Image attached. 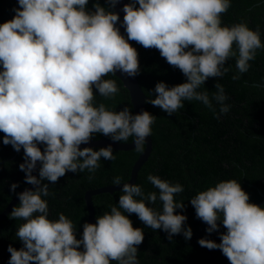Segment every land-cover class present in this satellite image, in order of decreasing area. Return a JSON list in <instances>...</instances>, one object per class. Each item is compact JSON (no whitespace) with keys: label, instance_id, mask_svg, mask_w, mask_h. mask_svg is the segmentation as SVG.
<instances>
[{"label":"clouds","instance_id":"clouds-1","mask_svg":"<svg viewBox=\"0 0 264 264\" xmlns=\"http://www.w3.org/2000/svg\"><path fill=\"white\" fill-rule=\"evenodd\" d=\"M17 0L14 16L0 23V133L2 144L19 153L23 149L25 183L34 190L18 193L20 201L10 218L22 220L16 237L17 250L9 244L8 264H138V246L144 231L134 228L129 215L153 230H163L167 239L183 234L191 240V227H185V203L175 196L184 187L149 174L147 180L158 189L145 195L141 186L121 183L118 207L84 222L82 233L65 214L49 218V184H56L66 173L88 170L94 173L100 160L115 159L111 145L94 150L84 147L99 133L113 142L134 137V147L144 150L146 138L156 117L148 111L133 114L128 107L120 111L94 104L98 93L114 98L119 92L109 74L135 78L140 74L139 53L131 42L144 49H155L168 65L179 69L186 82L169 86L156 83L155 98L147 103L174 115L184 107L182 101H200L216 119L230 111L224 87L216 83L208 91H197L210 78L223 77L226 62L235 57L237 74L248 72L249 61L264 49L259 26L247 23L222 26V15L230 0ZM121 28L126 35L121 34ZM235 45V50L233 46ZM219 105V114L212 101ZM38 177L32 173L37 171ZM92 177L89 176V179ZM47 181L48 183H44ZM18 184L11 185L15 193ZM139 197L140 199H137ZM157 200L161 210L149 206ZM196 218L220 233V243L202 238L198 244L220 250L230 264H264V208L251 203L249 194L235 179L221 181L200 191L190 200ZM128 215H126V214ZM79 235V238H77Z\"/></svg>","mask_w":264,"mask_h":264},{"label":"trees","instance_id":"trees-1","mask_svg":"<svg viewBox=\"0 0 264 264\" xmlns=\"http://www.w3.org/2000/svg\"><path fill=\"white\" fill-rule=\"evenodd\" d=\"M93 2L94 0H89V10H94ZM230 2L231 7L221 17L222 26L241 22L247 23L251 30L259 26L260 39L264 43V0ZM100 3L106 6L104 0H100ZM16 7L17 0H0V23L10 20ZM130 43L139 53L140 74L136 77L148 98L147 102L155 98L153 89L156 83L164 82L171 87L186 82L180 70L168 65L157 50L144 49L135 42ZM233 48L235 50V45ZM235 61L236 58L233 57L226 62L225 67H229L230 71L223 77L210 78L197 90L208 91L211 98L216 91V83L224 87L225 95L229 97L225 103L230 105V111L220 115L219 119L196 100L182 101L184 107L172 116L146 102L147 111L156 117L151 125L150 135L153 149L135 184L141 186L145 195L149 192L158 193V189L147 180L149 174L158 175L172 184H181L184 191L177 194L175 200L183 201L185 209H177L175 214L187 216L185 227H191L193 236L186 241L183 234L174 235L169 241L168 234L163 230L146 227L135 214L129 215L133 227L144 231V240L138 246V264H230L220 250H209L198 244V240L202 238L220 243L219 235L226 230L221 226L220 233L209 235L206 232L208 226L196 218L190 200L200 191L232 179L239 182L249 194L251 203L259 204L264 199V49L257 50L256 58L249 61L251 67L248 72L240 74L238 80L232 79L237 74ZM105 79L115 80L119 92L114 98H104L97 93L94 104L98 106L103 103L107 109L117 112L128 107L135 115L129 92L123 83L111 74ZM212 103L216 114H219V105L215 100ZM2 137L3 133H0V214L29 185L25 183V173L19 170V165L24 163L23 149L17 153L10 145L4 146ZM97 140L112 141L110 137L95 133L91 141ZM133 141L134 137H129L127 141L120 142ZM143 151L113 150L115 159L107 161L101 158L100 167L94 173L87 169L77 173L68 172L56 184H49V195L42 197L47 201L49 218L56 220L58 214L63 213L74 223L78 232L82 233V224L88 220L85 193L112 186L113 178L117 176L122 177L121 183L128 181L133 166ZM89 176L92 178L89 179ZM13 183L19 185L15 193L11 191ZM122 194L117 191L94 196L95 218L105 212L110 213L112 206L118 207L119 196ZM149 206L156 210L162 208L159 200ZM261 207L264 208V205ZM11 211L0 222V264H8L9 244L17 250L22 247L16 231L24 221L12 220Z\"/></svg>","mask_w":264,"mask_h":264},{"label":"water","instance_id":"water-1","mask_svg":"<svg viewBox=\"0 0 264 264\" xmlns=\"http://www.w3.org/2000/svg\"><path fill=\"white\" fill-rule=\"evenodd\" d=\"M127 2H128V0H123V3L118 4L117 8H116V11L119 12L121 22L123 20L124 14H123V12L120 11V9L123 7V4L127 3ZM121 34L125 35L123 28H121ZM114 76L117 77L123 83L124 87L128 90L130 98H131V104H132L133 109H134V113L139 114L142 111H147L146 102H147L148 98L146 97L144 91L142 90L137 77H135V78L123 77V76H121V74L119 72L116 73V75H114ZM146 140H147V142L145 143V149H144L143 153L140 155L139 159L136 161V163L133 166V169L131 172V178L124 183L135 184L141 168L144 166V164L150 158V155H151L152 149H153V141H152L151 136L146 138ZM109 145H111L113 150H116V151L127 152V151H131V150L135 149L134 141L130 142V143H121V142H113V141H108V140H97V141H91L87 145H81V150L84 147L102 148V147H107ZM38 168H39V164L37 166V171H34L32 173L34 176H37V177H38ZM26 188L30 189V190H34L33 185H28L27 187H25V189ZM121 188H122V185L121 186L112 185V186H106V187H102V188H98V189L89 190L85 193L84 200H85L86 209L88 212V220H87L88 223H95V220H96L93 197L100 195V194H105V193L113 194L117 191H121ZM24 190H22L21 192H23ZM21 192H19V193H21ZM18 202H20V201L18 199V195H16L12 199V201L8 204V206L5 208V210L0 214V222L4 220V218L9 214V212L12 210L13 207H15V205ZM257 205L263 206L264 205V199L262 202H260Z\"/></svg>","mask_w":264,"mask_h":264}]
</instances>
